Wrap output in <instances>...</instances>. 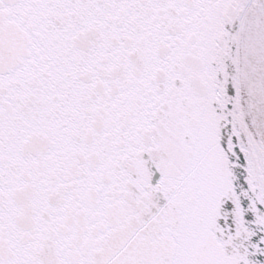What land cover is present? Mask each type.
Returning <instances> with one entry per match:
<instances>
[{"label":"snow or ice","instance_id":"1","mask_svg":"<svg viewBox=\"0 0 264 264\" xmlns=\"http://www.w3.org/2000/svg\"><path fill=\"white\" fill-rule=\"evenodd\" d=\"M0 264H264V0H0Z\"/></svg>","mask_w":264,"mask_h":264}]
</instances>
